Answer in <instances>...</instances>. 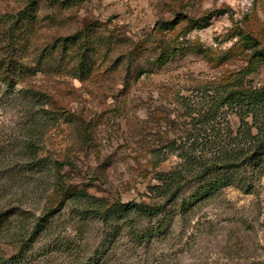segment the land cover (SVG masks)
<instances>
[{"label": "rangeland", "instance_id": "374dc122", "mask_svg": "<svg viewBox=\"0 0 264 264\" xmlns=\"http://www.w3.org/2000/svg\"><path fill=\"white\" fill-rule=\"evenodd\" d=\"M259 101L264 0H0V264H264Z\"/></svg>", "mask_w": 264, "mask_h": 264}, {"label": "trees", "instance_id": "16d2710c", "mask_svg": "<svg viewBox=\"0 0 264 264\" xmlns=\"http://www.w3.org/2000/svg\"><path fill=\"white\" fill-rule=\"evenodd\" d=\"M201 17L195 18L196 21H199ZM173 21H166L164 24H172ZM169 54V48H165L162 55H160L159 59L161 60L163 57L165 58ZM255 94V95H254ZM262 91H257L255 93H251V96L254 97L256 100H260V95H262ZM260 102V101H259ZM260 107L264 106L263 102L258 103ZM257 107V105H256ZM259 108V107H257ZM178 148H183L180 144L177 145ZM264 149V137L258 139L257 149L261 150ZM258 155L253 157L261 162L262 152H257ZM182 156L185 158V161L181 164L179 169L174 168L167 172H161L157 175V180L159 181L158 184H154L149 186V190L154 193L155 196H158V200H152L150 202L141 201L140 203H136L133 201H128L125 203H118V206L112 205L109 209L105 211L102 215L103 218H109L114 215L115 212L121 213H129L132 210L139 211L146 215H152L153 213L161 212L165 209L166 204H170L169 208L166 209V212L173 211V200L175 199L176 195L182 190L185 183L192 180L195 177H199L202 181L206 180V162H201L197 160L195 157L187 155V153H181ZM39 164L38 160L36 159L35 165ZM55 165H62V162L55 160ZM261 164V163H260ZM200 166L201 169L196 173L188 176V173L192 167ZM39 166V165H38ZM221 180H214L207 183V186H203L190 197L189 201H194L198 198H202L204 196H208L213 193L218 187H220ZM150 199V198H149ZM165 200V202H164ZM189 202H182L179 205L180 211L184 212L188 208ZM175 209V208H174ZM123 216V215H122Z\"/></svg>", "mask_w": 264, "mask_h": 264}]
</instances>
